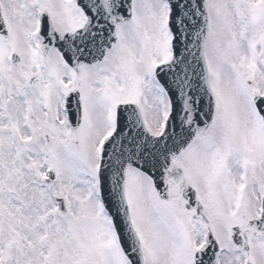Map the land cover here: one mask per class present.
I'll use <instances>...</instances> for the list:
<instances>
[{
	"label": "snow or ice",
	"instance_id": "1",
	"mask_svg": "<svg viewBox=\"0 0 264 264\" xmlns=\"http://www.w3.org/2000/svg\"><path fill=\"white\" fill-rule=\"evenodd\" d=\"M0 264H264V0H0Z\"/></svg>",
	"mask_w": 264,
	"mask_h": 264
}]
</instances>
